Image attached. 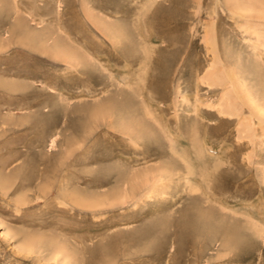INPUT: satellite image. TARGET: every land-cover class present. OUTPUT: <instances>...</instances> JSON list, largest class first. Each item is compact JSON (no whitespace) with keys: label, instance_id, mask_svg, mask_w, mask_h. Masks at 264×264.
Here are the masks:
<instances>
[{"label":"rangeland","instance_id":"374dc122","mask_svg":"<svg viewBox=\"0 0 264 264\" xmlns=\"http://www.w3.org/2000/svg\"><path fill=\"white\" fill-rule=\"evenodd\" d=\"M255 1L0 0V264H62L48 244L23 250L32 237L56 236L79 264H264V18L249 10ZM48 26L92 64L44 54L28 31ZM102 105L112 113L95 120ZM32 113L40 117L6 125ZM120 120L141 135L120 132ZM68 138H87L70 157L79 163L42 197L40 172L58 163ZM128 158V169L171 164V179L97 214L58 197L66 184L112 189L113 179L96 180ZM26 194L30 202L18 204ZM184 221L213 230L185 224L179 242Z\"/></svg>","mask_w":264,"mask_h":264},{"label":"bare ground","instance_id":"6f19581e","mask_svg":"<svg viewBox=\"0 0 264 264\" xmlns=\"http://www.w3.org/2000/svg\"><path fill=\"white\" fill-rule=\"evenodd\" d=\"M237 3V2H236ZM250 5V4H249ZM238 6V5H237ZM248 8V7H246ZM249 10L252 11V13L257 14L260 17L264 18V0H258L253 2V4H251L249 6ZM96 16V14H95ZM95 16L92 17L93 21L95 22V24L98 26V28L101 29V31L105 32L108 36L112 37V39H115V29L114 27L111 26V23L107 22L106 20L102 18V20L100 18H94ZM127 16V15H126ZM22 17H19L16 21V28H20L19 25L22 23ZM44 19V18H43ZM25 21V20H23ZM43 21V20H42ZM54 24V23H53ZM49 25V24H48ZM92 25V24H91ZM26 26V25H24ZM96 26V27H97ZM61 30V29H60ZM66 30V29H65ZM22 32V31H21ZM27 32V31H26ZM29 35H31L29 38L31 39H35L40 41L39 44H41L42 47V51L44 54L49 55L50 57L54 58V59H60V60H64V61H69V63L74 66V67H79L81 69H84L85 67H87L88 65H90V63L92 64V62H89V60L87 58H83L81 54L83 52L80 51V49L76 48L74 45H72V43H70L68 40H65L67 38H65L62 34H60V32L58 31L57 35H55V31H53L52 28H50L49 26L45 28L44 31V35H38L35 34L36 31L35 29H30L28 31ZM101 35V33H100ZM209 35V34H208ZM17 36V35H16ZM23 36V34H22ZM67 37V36H66ZM8 38V37H7ZM12 38V37H11ZM17 38V37H16ZM65 38V39H64ZM25 39V38H24ZM23 39V40H24ZM206 39V38H205ZM4 40H6L4 38ZM52 40V41H51ZM3 41V40H2ZM117 41V40H116ZM5 42V41H4ZM3 42V43H4ZM8 42V39L7 41ZM23 42V41H21ZM32 44V42H31ZM14 46V45H13ZM25 46V45H24ZM33 47V46H32ZM34 49V48H33ZM40 49V48H39ZM37 50V48H36ZM81 52V54H79ZM83 55H85L83 53ZM101 62V61H100ZM104 63V62H103ZM74 70V69H73ZM127 71V70H126ZM83 76V75H82ZM37 77V76H36ZM47 80V79H46ZM39 81V80H38ZM45 85V84H44ZM48 86V85H46ZM49 87V86H48ZM53 90V89H52ZM114 97V96H113ZM116 98V97H115ZM108 100L112 101V96H108L107 98ZM117 99V98H116ZM58 100V99H56ZM114 100V99H113ZM118 100V99H117ZM115 101V100H114ZM119 101V100H118ZM69 103V102H68ZM111 103V102H108ZM124 103V102H122ZM62 104V103H61ZM60 104V105H61ZM104 104V103H103ZM113 104V103H112ZM96 105V104H95ZM119 105H121L119 103ZM43 106V105H42ZM115 106V105H114ZM74 107V106H73ZM95 107V106H94ZM100 108L97 110H95L93 112L94 118L95 120H105L107 118V115L111 112L112 113V108H105V105L103 106H99ZM72 108V106H71ZM90 108V107H87ZM85 108V109H87ZM93 108V107H92ZM119 108H121V106H119ZM20 109V108H19ZM76 109V108H75ZM18 110V109H17ZM21 110V109H20ZM70 110V109H69ZM71 110H74L71 109ZM90 110V109H89ZM94 109H92L93 111ZM111 110V111H110ZM27 111V110H26ZM36 111V110H35ZM38 111V110H37ZM86 111V110H85ZM115 111V110H113ZM88 112V111H87ZM90 112V111H89ZM66 113V112H65ZM69 113V112H68ZM84 113V112H83ZM25 114V113H24ZM91 114V113H90ZM33 115V116H32ZM31 116L26 117V118H15L14 116L8 118V120L6 121V125L9 127H12V125L15 126H20V125H25L29 120H36L38 117H40L39 115H37V113H32ZM50 115V114H49ZM52 115V114H51ZM66 115H68L66 113ZM86 115V113H85ZM88 115V114H87ZM153 116V115H152ZM18 117V116H17ZM20 117V116H19ZM121 118V117H120ZM92 119V118H91ZM122 119V118H121ZM34 120V121H35ZM117 121H119L117 119ZM122 121V122H121ZM98 122V121H96ZM131 122V121H130ZM30 123V122H29ZM28 123V124H29ZM113 123V120H112ZM121 123V127H119V131L122 133H125L131 137H139V135H141L140 129H137L136 127H132L131 125H129L128 123L126 124L125 121L120 120ZM136 123V122H134ZM132 124V123H131ZM113 125V124H111ZM137 125V123L135 124ZM117 126V125H116ZM134 126V125H133ZM143 126V125H142ZM141 126V127H142ZM4 127V126H3ZM97 127V126H96ZM113 127V126H112ZM14 128V126H13ZM115 129V127H113ZM19 129V128H18ZM142 130V129H141ZM7 131V130H4ZM3 131V132H4ZM140 131V132H139ZM181 133V132H179ZM66 135V133H64ZM116 134V133H115ZM60 136V135H58ZM62 138V137H61ZM127 138V137H125ZM87 139V138H86ZM86 139H69L64 142V146H66V149L64 151V153L62 154V157H60V160L55 163H51L50 161L46 160V162L44 163V168L42 169V172H40V176H41V183L39 184L38 190L39 193L41 194L42 197H48V195L50 193L53 192L54 188H55V182L57 181V178L59 176V174L63 171L65 172L67 170V168H72L73 166H75L76 164H78L79 162H77V159H72L70 158L71 155L74 153V151L77 150V145L80 144V147L85 143ZM129 139V138H128ZM95 141V140H94ZM185 141V140H184ZM55 139H53V144L55 143ZM116 142V141H115ZM187 142V141H186ZM170 145L173 147L172 143H170ZM95 146V145H94ZM209 147V146H208ZM138 148V147H136ZM135 150V149H134ZM138 150V149H137ZM211 150V149H210ZM63 151V150H62ZM107 151V150H106ZM142 152H144L143 150H141ZM208 151V150H207ZM214 151V150H213ZM139 152V150H138ZM94 153V152H92ZM136 153V152H135ZM134 153V154H135ZM215 153V151H214ZM137 154V153H136ZM208 154V153H207ZM138 155V154H137ZM129 156V155H128ZM135 156V155H134ZM142 156V155H141ZM215 156V155H214ZM79 158V157H78ZM159 158V157H158ZM141 159V158H139ZM144 159V158H143ZM163 159V158H162ZM121 160V159H120ZM159 160V159H158ZM48 161V162H47ZM145 161V160H144ZM134 163L133 158H128L123 160L122 163H119L121 165L124 166H118L121 167L120 169V173L123 172V174L121 175L119 172V169L117 170L115 168V170L117 171V173H115L116 175H114L113 173H109L106 172L105 174L102 173V176L96 180L98 186H104L105 184L109 183L110 181H112V179L115 181V183L117 184L116 186H114L112 189H109L107 191H97V192H93V193H89L88 191H86L87 189H77L75 187L74 184H66L62 187V189L60 188V193L58 197H61L63 199V204L68 206L70 205L72 207V209L74 210H78L81 213L85 212V213H93V214H97V213H101V212H109L112 209H115V207H119L122 205H125L126 203L133 201L134 199L139 202L141 199H143V195L141 196V194L138 196V193L140 192V189L143 186L149 185L152 187L165 183L164 179H171L169 178L172 174V170H171V164H160V165H156V166H152V167H147L144 169H133L131 167V169L126 166H131ZM146 163V162H145ZM117 165V164H116ZM139 165V164H138ZM92 166V165H91ZM100 166V164H99ZM117 167V166H116ZM118 167V168H119ZM92 168V167H90ZM98 168V167H97ZM122 168H126L122 169ZM140 168V167H139ZM128 169V170H127ZM212 169V168H211ZM76 170V169H75ZM93 170V169H92ZM90 170V171H92ZM96 170V169H95ZM71 171V170H70ZM111 171V170H110ZM125 172V173H124ZM220 172V171H219ZM207 174V172H206ZM65 175V174H64ZM114 175V176H113ZM119 175V176H118ZM211 175V172L208 176ZM66 176V175H65ZM68 177V176H67ZM113 177V178H112ZM212 177V176H211ZM65 180V177H64ZM69 180V178H68ZM208 180V179H207ZM70 181V180H69ZM6 183V181H5ZM87 183V182H85ZM1 184H3V180H1ZM65 184V183H64ZM172 185V184H171ZM6 185H4L5 187ZM81 186V185H80ZM89 186V184L87 185ZM7 187V186H6ZM191 187V186H190ZM80 188V187H79ZM150 188V189H151ZM106 190V189H105ZM220 190V189H219ZM194 191V190H193ZM87 192V193H86ZM151 193V192H150ZM196 193V191H195ZM181 195V194H180ZM37 199V198H36ZM29 200V201H28ZM57 200V199H56ZM154 200V199H153ZM193 200V199H192ZM152 201V200H151ZM177 201V200H176ZM18 204H24L27 202H30L29 196L26 194L24 196H20L17 199ZM61 204V203H60ZM131 204V203H130ZM172 204V203H171ZM129 206V205H128ZM164 210V208H162ZM106 210V211H103ZM120 210V209H119ZM208 210V209H207ZM135 211V210H134ZM102 215V214H101ZM189 215V214H188ZM91 216V215H90ZM113 216V215H112ZM61 217V216H60ZM63 217V216H62ZM105 217V216H104ZM64 218V217H63ZM96 218V217H95ZM100 218V215H99ZM97 219V218H96ZM102 220V219H101ZM184 220V219H183ZM179 221V220H178ZM175 222V221H174ZM180 224V221H179ZM185 224H186V229L190 230V232L194 233V232H199V231H204L206 229H212L213 227L211 226V224H209V222L203 221V225L202 224H196V223H190L189 221H184L181 222L182 228L180 229V234H178L177 237L179 242L181 241V238L183 239V235L185 231H183L182 229L185 228ZM205 224V225H204ZM112 225V224H111ZM176 225V224H175ZM221 225V224H220ZM125 226V225H124ZM165 229V226L162 228V230ZM167 229V228H166ZM165 229V230H166ZM185 229V230H186ZM168 230V229H167ZM186 230V232H187ZM213 230V229H212ZM178 231L177 229L174 230ZM208 231V230H207ZM206 231V232H207ZM164 232V231H163ZM168 232V231H166ZM173 232V229H172ZM170 232V233H172ZM93 233V232H92ZM169 233V232H168ZM190 233V234H191ZM164 234V233H163ZM200 234V233H199ZM204 234V233H203ZM169 235V234H166ZM177 235V232L175 233V236ZM186 235V234H185ZM194 235V234H193ZM58 238V240H56V242L51 243L50 241H45L44 239H36V238H31L30 240H28L27 242H25V245L23 246V250L28 251V252H33L35 251L36 247H38V245L40 246V248L47 246L52 247V258L54 259L55 262H58L59 260L62 261V264H79L77 258L72 256V252H70L71 248L70 245L65 241H62L59 236H56ZM185 238V236H184ZM177 239V238H176ZM231 240V239H230ZM225 244V243H222ZM179 245V244H178ZM227 245V244H226ZM47 246V248H48ZM223 246V245H221ZM225 246V245H224ZM228 247V246H227ZM38 249V250H39ZM41 251V250H40ZM57 264V263H56Z\"/></svg>","mask_w":264,"mask_h":264}]
</instances>
